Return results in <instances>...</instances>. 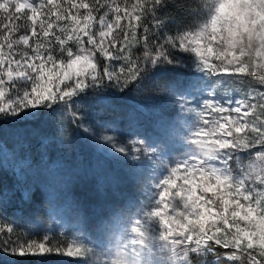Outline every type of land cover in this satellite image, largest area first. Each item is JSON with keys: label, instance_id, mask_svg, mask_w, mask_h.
<instances>
[{"label": "snow or ice", "instance_id": "6c2138e0", "mask_svg": "<svg viewBox=\"0 0 264 264\" xmlns=\"http://www.w3.org/2000/svg\"><path fill=\"white\" fill-rule=\"evenodd\" d=\"M146 90L156 124L133 97ZM129 101L126 128L84 114ZM72 131L102 155L61 167L54 222L70 185L96 178L75 194L85 208L114 164L141 170L144 202L112 222L105 251L51 225L18 230L0 183V253L13 264H264V0H0V171L38 173L53 144L73 147Z\"/></svg>", "mask_w": 264, "mask_h": 264}, {"label": "rangeland", "instance_id": "374dc122", "mask_svg": "<svg viewBox=\"0 0 264 264\" xmlns=\"http://www.w3.org/2000/svg\"><path fill=\"white\" fill-rule=\"evenodd\" d=\"M151 96L150 90H146L140 95L133 94L134 100L141 104L140 109L142 116L141 122H143L144 117H153V124H156L157 119L160 116L161 109L153 107V100H150ZM132 101L122 105L118 109H108V114L103 117L109 121H114L116 126L126 128L128 115L130 111ZM97 111L101 112L100 107H92L85 105L84 114L87 117L88 122H92L94 119H102ZM172 117L169 113L163 111V119L167 121ZM9 127V126H8ZM28 122L21 125L22 129H27ZM54 127H57L54 125ZM11 131L15 129L9 127ZM20 128V129H21ZM151 130V129H150ZM157 132H164V127L155 128ZM71 140L73 142V149L75 152H69L67 154L59 153L56 148V144H53L47 150V158L43 160V164H47L48 167L45 168L41 165L40 171L37 173L35 167L28 171H21L22 167H26L23 164L18 163L15 168L11 164L6 165L10 172H14L17 177L21 180V183L26 187L30 185L37 186L39 190L45 196V203L41 204L40 216L36 218L38 220L39 226L44 230L51 225V233H60L61 230L68 233L69 236H76L80 238H85L91 245L101 246L103 250L115 247V241L119 239L118 236L114 234V231L110 230L112 222L120 214H127L129 210L135 211L137 204V199L132 201L128 200L126 193L120 187L119 182H114L115 170L122 166L121 164L112 165L113 177H110L108 181L105 182V186L101 192L90 198L87 207L76 209L73 200L75 194L82 192L85 188H93L97 180L93 176H88L87 184L74 183L70 185V194L65 200L63 197H59L57 203L59 205V215L55 217V222L53 221L52 215L50 213L49 200L52 199V194L58 192L59 189L63 188V181L65 176L60 170L62 166H72L75 163L81 164L82 166L87 164L88 161L95 160L102 155L99 148L91 142H84L80 139L79 133L74 131L71 135ZM11 155V147H9V156ZM3 159V154L0 153V160ZM34 164V163H33ZM35 165V164H34ZM129 172L130 176L134 178L135 183H139L136 189L139 191V198L142 203L144 202V185L140 178V169L131 168L125 169ZM34 234V233H33ZM101 247L97 248V251L101 250ZM7 259L16 258L6 254ZM106 258V257H102ZM53 261L59 259H65L60 257H53ZM71 259V258H67Z\"/></svg>", "mask_w": 264, "mask_h": 264}, {"label": "trees", "instance_id": "16d2710c", "mask_svg": "<svg viewBox=\"0 0 264 264\" xmlns=\"http://www.w3.org/2000/svg\"><path fill=\"white\" fill-rule=\"evenodd\" d=\"M97 114L100 115V117H105L108 114V109L102 110L101 112L97 111ZM46 119V118H44ZM62 119H66V117H62L60 115H57L55 118L56 123L55 126H59V122ZM39 121H29L27 129H20V131H27L29 129L38 127ZM53 125V126H54ZM4 134L5 137L8 138L9 144L11 145L12 141V133L13 131L10 130L8 126L4 127ZM74 134V131L71 132V135ZM56 148L59 151V153L67 154L69 152H75L73 148H65L64 145L56 143ZM39 149L38 147L33 150L32 153H30V160L32 163L36 164L37 161H39ZM47 152L44 158H47ZM44 160V159H43ZM125 169H128L127 166H119L115 170L114 174V182H119L120 187L123 192L126 193V196L128 197V200L132 201L134 199H137V203H142L139 198L140 190L138 191L136 187L139 185V183H135L134 178H132L129 174V172ZM115 177H120L121 179H116ZM0 183L3 184L4 188L6 189L8 193V212L5 214L9 219H14L16 222V226L18 230L21 229H27L31 228L32 232L36 237L43 236L44 230L39 226L38 216H40V207L42 203H45L46 198L43 197V193L39 190L37 186L30 185L26 189L21 188V180L17 177V175L14 172H10L9 169L5 166L2 171H0ZM29 191L31 194V200H26L24 196L25 191ZM52 235V234H51ZM54 236H59V233H54ZM6 254L0 253V264H13V259H7Z\"/></svg>", "mask_w": 264, "mask_h": 264}]
</instances>
